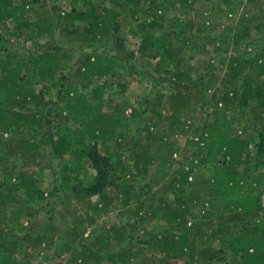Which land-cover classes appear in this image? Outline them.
Masks as SVG:
<instances>
[{
	"label": "trees",
	"instance_id": "1",
	"mask_svg": "<svg viewBox=\"0 0 264 264\" xmlns=\"http://www.w3.org/2000/svg\"><path fill=\"white\" fill-rule=\"evenodd\" d=\"M130 1L136 6L133 16L152 18L143 27L151 30L150 28L160 26L154 17L159 11L163 13V0ZM168 1L176 5V0ZM181 1L185 5L192 3L194 8L200 0ZM260 1L262 0H247L244 12L238 17L234 44L236 49L240 45L238 36L241 29L247 24L264 27V10L260 11ZM241 3H229L226 10L212 7L201 10L199 7L195 10V15L200 17L201 24L198 28H192L203 32L206 28L205 12L228 17L241 8ZM86 4L90 7L89 11L72 10L71 13H61L59 18L65 23V31L75 36L78 42L97 46L113 34L122 9L116 6V0H86ZM21 7L20 14L15 16V1L0 0V20L11 23L9 27H12L14 21L21 20L19 25L32 28L36 23L35 17L29 12L30 3L24 1ZM71 28L73 29L70 31ZM44 33V26H40L37 35L43 36ZM227 33L231 35L232 29L227 30ZM173 35L164 39L160 55L162 53L161 58L166 67L174 71L175 87L169 95H162L157 99L164 101V104L150 106L149 124L143 137L134 144L132 154V161L140 175L160 185L153 193L154 197L160 196L156 206L146 208L145 203L140 202L131 214V231L138 235L143 233V240L132 241L110 256L106 254L115 240L119 239L117 233L114 236H100L98 243L87 244L80 239L86 233V221L90 219L91 211L105 208L115 200L105 188L108 180L112 185L108 162L122 148L124 131L131 126L130 117L126 116L125 107L123 108L125 103H119L105 112L97 98L94 104L87 94L73 88L67 94L65 105L55 107V103L48 100L47 94L42 90L38 92L35 85L47 87L57 80L61 67L59 46L53 48L54 52H38L31 58L11 59L12 56L0 55V135L8 134L10 139L21 137L17 144L9 139L7 150V159L11 157L19 160L20 167L15 161H2L3 158L0 157V178L3 175L7 178V181L1 179L3 182H0V187L3 185L5 192L0 200V264H30V259L39 257L48 248L43 247L47 240L52 242L57 238L64 242L63 252L69 254L59 264H154L151 254L152 257L156 254L164 255L160 264H214V256L208 246L215 239L221 240L226 248L229 264H264V210L261 206L264 173L239 169V166L249 164V158L257 162V166L264 165V160L258 158L259 155L264 159V88L255 83L260 73L264 75L263 62L259 65L257 63L252 72L245 75L241 81L242 88L239 87V80L246 68L238 56L231 57L224 76H217L212 68L207 69L210 67L209 63L206 72L194 78L191 75L193 66L187 65L184 70L183 65L194 59L196 50L187 42L188 38H180V35L175 37V33ZM144 39L146 40L140 46L142 52L147 49V41H156L153 35ZM159 41L160 37L157 38V45ZM202 51L203 48L200 49ZM101 62L98 56L92 55L82 62L80 70L84 71L79 79L86 82L83 84L84 88L88 87L87 81L90 78L106 74L104 63ZM98 90L99 88L94 90L95 96H98ZM213 100L219 104L224 103V109L215 110L212 119L208 118L196 125V111L204 110ZM49 108L51 111L55 109L54 117L57 119L80 122L76 125L73 138L59 137L58 134L49 137L48 134L51 133H46L45 130L50 123H44L46 120L50 121L45 117ZM244 118H250L258 129L249 131L245 126L239 133L236 125H241ZM188 135L194 139L190 144L198 148L193 156H205L201 163L208 161L212 166V174L208 177L200 174L203 170L198 168L194 182H189V178L195 171V165L185 170L182 162H177V169H172L173 157L182 151L176 138ZM51 143L54 155L66 162L80 163L83 157H88L96 172L95 183L83 190L74 191L78 200L76 204L60 202L53 207L45 231L50 234V239L47 234H40L41 232L32 234L37 225L33 229H26L20 241L10 239L4 234L7 221L1 218L4 215L1 205L11 206L12 210L7 212L12 219H8V222L11 225L17 223L16 219L22 215L23 208L14 197L19 187L13 182L14 179L20 182L24 196L29 200L44 198L45 192L37 186L32 167L49 166V157L41 149ZM253 152L257 155L253 156ZM220 156L225 157L222 162L218 161ZM117 161L124 167V160L118 158ZM103 166H106L107 171L102 170ZM81 169L78 166L74 171L80 172ZM254 176L256 180H251ZM123 178L118 185L122 186L117 191L131 201L135 182L127 180V174ZM147 188L150 192V187ZM169 196L173 197L171 202L168 201ZM197 204L204 212L200 215L202 219L211 220L217 215L222 221L208 227L190 223L198 218L192 210ZM78 207L84 211L83 217H80L81 209ZM35 213V209L27 207L25 216L33 218ZM154 221L171 225V230L163 235L158 234L151 229ZM23 229L24 227L21 230ZM50 257L48 254L44 259L48 261Z\"/></svg>",
	"mask_w": 264,
	"mask_h": 264
},
{
	"label": "rangeland",
	"instance_id": "2",
	"mask_svg": "<svg viewBox=\"0 0 264 264\" xmlns=\"http://www.w3.org/2000/svg\"><path fill=\"white\" fill-rule=\"evenodd\" d=\"M16 3V13L18 16L21 12V3L29 2L31 5L30 15L35 17V25L31 28H26L19 25L21 20L14 21L12 27H9L11 23H6L0 20V55L14 58H31V56L38 52L51 50L53 48L60 47V68L57 74V80L52 85L42 87L35 85V88L39 92L42 90L44 94H47V98L55 103V107L64 106L67 100V94L69 90L75 88L84 92L90 98V101L94 104L96 100L100 103L102 109L110 111L113 107L119 103H125L126 116L130 117L131 126L128 130L124 131V139L121 143V149L115 152V155L111 157L110 163V180L112 185L109 184V180L106 186V191L115 198L107 207L101 209L92 210L90 213V219L86 221V233L80 239L87 244L97 242L100 236L106 237L117 233L119 239H116L113 246L107 252V256L118 252L123 247H126L132 241L143 240L142 234H134L131 231V214L136 210L140 202L145 203L146 208L151 205H157V199L153 193L159 188L160 185L151 182L150 178L140 175L139 170L136 169L134 161H132L133 146L136 142H139L144 135V130L149 124V117L151 105H162L165 102L157 100L160 96H167L172 92L175 87L174 71L172 68H168L165 62L162 60L160 50L162 52V45L165 38L175 37L180 35V38H188L187 42L192 45V48L196 50L194 59L188 60L183 69L186 70L187 65L193 66L191 75L194 78L200 77L206 72L207 69L212 68L217 76H224L227 71L226 67L230 62L232 56L240 57V62L245 66L246 72L240 78V83L244 80V77L249 72H252L253 68L262 63L264 69V27H258L257 24H247L241 29L239 37L240 45L236 49V29L239 25V18L241 13L244 12L246 7V1L243 0H228L229 3H241V8L235 11L232 16H219L217 14H211L205 12V26L203 32H200L192 26H198L201 24L200 17L195 14V10L199 7L201 10L206 8H222L226 10L229 7V3L226 0H200L194 8L189 5H185L183 1L176 0V5H173L168 0H163L164 11H159L158 15L154 19L160 24L159 27L147 28L143 27L144 23L148 24L152 21V18L133 16V10L135 4L130 0H116V6L122 9L119 18V23L114 28L113 34L104 43L91 46L81 42H78L69 31H65V23L61 21L59 15L62 13H71L72 10L78 12L89 11L90 7L86 4V0H14ZM173 1V0H172ZM109 3V1H107ZM262 4L259 8L260 11L264 10V0L260 1ZM28 4V3H27ZM253 6V5H251ZM141 9V6H140ZM254 9V7H253ZM258 11V9H257ZM259 12V11H258ZM261 14V13H260ZM28 15V14H27ZM237 18V19H236ZM231 19V21L229 20ZM23 21V19H22ZM191 21V22H190ZM17 22V23H16ZM189 22V23H188ZM192 23V25H191ZM216 23V24H212ZM15 26V27H14ZM40 26H44L45 33L43 36H38ZM9 28V29H7ZM73 28L69 29L70 31ZM232 29V34L229 35L227 30ZM153 35L156 41H147V49L142 52L140 49L145 37ZM160 37L159 45H157V38ZM174 37V38H175ZM180 44V43H179ZM183 45V44H182ZM203 51L200 52V49ZM200 52L197 54V52ZM92 55L98 56L104 63L106 74L100 77L90 78L87 81L88 87L84 88L79 77H82L84 69L80 70L82 62ZM10 59V60H11ZM97 59H95L96 61ZM104 61V62H103ZM210 63V67L206 69V66ZM262 69V70H263ZM256 84L261 85L264 88V75H259ZM242 88V83L239 86ZM99 88L98 96H95L94 90ZM219 94H222L219 91ZM97 98V99H96ZM224 103H218L216 100L210 102V104L204 109H198L194 114V120L196 125L203 120L212 119L213 112L215 110H223ZM55 109L51 111L49 108L45 117L50 119L44 121L45 124H49V128L45 130L49 137L58 134L59 137H74L76 125L80 122L72 120H60L54 117ZM250 118H244L241 121V125H236L239 133L248 127L249 131H255L258 129ZM19 136L10 137L8 134L0 135V157L2 161L8 160V162L15 161L17 166L20 167L19 160L9 157L8 146L10 140L17 144ZM191 135L177 136L179 145L182 148L181 154L175 155L172 159L173 171L177 169V162H182L183 169L189 170L192 165H195V171L190 176L194 182L198 168L203 171L200 174L210 176L212 174V166L210 162L201 161L205 160V156L195 158L193 153L198 150L197 146L190 144L194 139ZM10 139V140H9ZM197 139V138H196ZM195 139V140H196ZM54 142H56L54 140ZM73 143V142H72ZM76 145V144H75ZM46 154L48 158V167H32L35 172V179H37V186L43 190L44 198L42 200H29L24 196L23 189L21 188L18 180L14 183L18 184V189L15 192L16 202L23 208L22 215H19L15 224H10L8 219H12L7 211L12 210L11 206L1 205V210L4 215L2 219L7 221L4 226V234L10 239L20 241L27 229H33L36 225L34 233L47 234L48 239L51 238L50 234L45 232L49 223L51 210L53 207L61 203L71 202L76 204L78 202L74 191L83 190L90 187L95 183L96 172L91 166V160L88 157H83L80 163L73 161L62 160L58 156L54 155L53 144L44 146L41 151ZM256 152V151H255ZM253 152V156L257 154ZM68 159L70 155L68 154ZM118 158L124 160V167L118 163ZM258 158L263 161V157L258 155ZM5 159V160H4ZM225 157H218V161L222 162ZM249 164H243L239 166L240 171L250 169L257 173H264V165L257 166V162L248 159ZM82 167L80 172L74 171L76 167ZM7 166L5 167L6 171ZM22 169V167H21ZM103 171H107L106 166L102 167ZM2 171V172H5ZM127 174V180L135 182V189L131 194V201L125 198V195H121L119 191V182L123 178V175ZM2 176V173H1ZM65 176H67L65 180ZM7 181L6 176L0 178V182ZM9 179V178H8ZM256 180V176L251 178ZM264 185V181H263ZM150 187V192H148ZM152 191V193H151ZM262 200L261 206L264 210V186L262 187ZM162 195V194H161ZM5 196V192L0 187V200ZM207 196V195H203ZM172 196L168 197V201L171 202ZM96 202V200H93ZM27 207H31L36 210L34 217L30 218L25 216ZM80 207V206H79ZM78 209H81L79 208ZM192 210L198 215L195 221L190 223H196L200 227H208L210 225H217L222 220L214 215L211 220H204L200 215L204 214L201 206L197 204ZM80 217L84 216V211L79 212ZM24 227V231L21 230ZM152 230H155L158 234H165L171 230V225H164L161 221H154L151 226ZM98 243V242H97ZM63 245L60 239H53L52 242L47 240L44 246L48 248L42 251L39 257L30 259V264H59L69 257V254L63 252ZM208 247L211 248V252L214 256V264H229L226 248L222 244L221 240L215 239ZM50 254L48 261L44 259L46 255ZM54 254H56L54 256ZM154 264H160L164 255H150ZM23 258V256H22ZM226 259V260H225ZM100 263V264H106ZM97 264V263H94ZM202 264H205L202 262Z\"/></svg>",
	"mask_w": 264,
	"mask_h": 264
},
{
	"label": "built area",
	"instance_id": "3",
	"mask_svg": "<svg viewBox=\"0 0 264 264\" xmlns=\"http://www.w3.org/2000/svg\"><path fill=\"white\" fill-rule=\"evenodd\" d=\"M198 139H196L195 141L197 142ZM190 181H192V178H190Z\"/></svg>",
	"mask_w": 264,
	"mask_h": 264
}]
</instances>
